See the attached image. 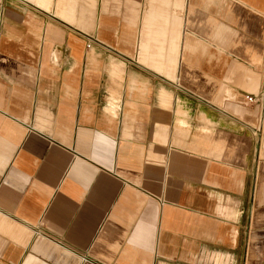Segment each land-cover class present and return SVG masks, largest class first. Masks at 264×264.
<instances>
[{
    "label": "crops",
    "instance_id": "crops-1",
    "mask_svg": "<svg viewBox=\"0 0 264 264\" xmlns=\"http://www.w3.org/2000/svg\"><path fill=\"white\" fill-rule=\"evenodd\" d=\"M3 10L0 264H264V0Z\"/></svg>",
    "mask_w": 264,
    "mask_h": 264
},
{
    "label": "built area",
    "instance_id": "built-area-1",
    "mask_svg": "<svg viewBox=\"0 0 264 264\" xmlns=\"http://www.w3.org/2000/svg\"><path fill=\"white\" fill-rule=\"evenodd\" d=\"M3 0H0V24H1V21H2V17H3ZM87 46H89V44H87ZM264 92L261 91L260 92V95H262ZM244 99L248 102L254 100V98L250 95H244Z\"/></svg>",
    "mask_w": 264,
    "mask_h": 264
}]
</instances>
